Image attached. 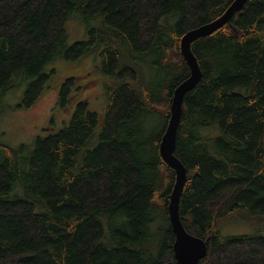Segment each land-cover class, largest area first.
Segmentation results:
<instances>
[{
	"label": "trees",
	"instance_id": "16d2710c",
	"mask_svg": "<svg viewBox=\"0 0 264 264\" xmlns=\"http://www.w3.org/2000/svg\"><path fill=\"white\" fill-rule=\"evenodd\" d=\"M232 1L0 0V111L23 84L17 108H29L58 57L96 54L105 78L102 113L70 77L56 100L72 106L62 128L32 147L0 144V264L173 261L174 172L158 145L173 91L189 76L180 40ZM70 19L87 24V40L67 44ZM191 50L202 79L183 99L174 152L187 171L183 227L207 242L199 264H264V0H247ZM223 220L253 229L222 236Z\"/></svg>",
	"mask_w": 264,
	"mask_h": 264
},
{
	"label": "rangeland",
	"instance_id": "374dc122",
	"mask_svg": "<svg viewBox=\"0 0 264 264\" xmlns=\"http://www.w3.org/2000/svg\"><path fill=\"white\" fill-rule=\"evenodd\" d=\"M91 24V23H90ZM87 24L79 19H70L66 24V41L70 45L76 41L88 39ZM100 66L98 57L89 55L76 61H65L56 58L46 66V70H54L45 83L43 92L37 100L27 109L17 108L23 103L22 96L26 86L21 85L10 90L3 98V107L0 111V144L16 148L21 144L32 147L37 137L62 128L70 116L71 107L64 110L57 105L58 90L62 82L70 77L78 78L75 84L83 85L78 98H86L89 109L100 113L104 110V80L103 75L97 71ZM79 100V99H78ZM77 97L72 102L77 101ZM52 125H51V124ZM162 127L160 119H149V130L157 136ZM222 236L248 234L253 228L243 220H223L218 223Z\"/></svg>",
	"mask_w": 264,
	"mask_h": 264
},
{
	"label": "water",
	"instance_id": "95a60500",
	"mask_svg": "<svg viewBox=\"0 0 264 264\" xmlns=\"http://www.w3.org/2000/svg\"><path fill=\"white\" fill-rule=\"evenodd\" d=\"M246 2L247 0H233L219 17L186 32L180 40L179 53L187 64L189 76L173 91L169 105V119L158 145L162 162L174 172V184L167 206L169 224L174 235L173 261L163 264H199L206 257L208 250L206 241L185 230L179 214L180 196L187 180V171L174 153L177 132L181 121L183 99L202 79V71L192 53L191 45L228 24L235 14L242 11Z\"/></svg>",
	"mask_w": 264,
	"mask_h": 264
}]
</instances>
